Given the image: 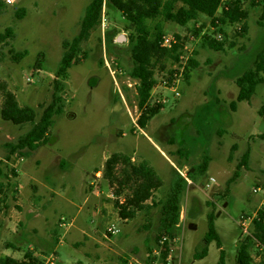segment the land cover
I'll list each match as a JSON object with an SVG mask.
<instances>
[{"label": "rangeland", "instance_id": "obj_1", "mask_svg": "<svg viewBox=\"0 0 264 264\" xmlns=\"http://www.w3.org/2000/svg\"><path fill=\"white\" fill-rule=\"evenodd\" d=\"M239 1L246 19L217 28L202 14L186 26L161 18L149 22L191 46L193 63L188 61L177 84L181 65L169 59L163 70L156 68L148 104L160 103L162 110L141 129L137 81L130 76L134 28L109 0L102 11L106 27L100 22L92 30L66 70L65 46L92 0H0V35L13 31L0 40V84L20 105L32 107L36 120L51 102L61 107L47 142L25 155L11 148L31 124L14 125L0 115V260L31 255L41 264H50L51 257L55 264H146L156 247L162 202L181 181L178 264H220L221 249L223 264H236L238 248L252 231L245 234L240 222L264 207V83L250 101L236 99V79L264 51V0ZM236 2L223 0L217 16ZM218 35L221 51L208 43ZM10 50L23 55L15 60ZM2 102L0 92V109ZM246 152L247 165L228 184ZM114 153L147 162L162 181L132 219H121L116 208L129 190L104 177ZM210 219L221 248L205 241ZM111 226L116 235H109ZM249 242L252 262L264 260V249ZM205 248V257L197 259Z\"/></svg>", "mask_w": 264, "mask_h": 264}, {"label": "trees", "instance_id": "obj_2", "mask_svg": "<svg viewBox=\"0 0 264 264\" xmlns=\"http://www.w3.org/2000/svg\"><path fill=\"white\" fill-rule=\"evenodd\" d=\"M110 3L122 14V16L133 26L134 32L129 36L131 46V57L133 67L130 72L132 79L137 81V106L141 109V115L138 119V126L144 129L148 122L162 110L160 103L150 106L148 101L155 86L153 78L154 72L158 66L161 70L165 67V62L169 59L176 61L177 50L175 46L172 51H167L161 47V40L164 31L161 24L156 23L150 26V21L158 18L164 21L174 22L180 26H186L188 23L196 22L199 15H205L212 20V25L216 28L226 23H236L246 19L247 12L242 8L240 1L230 4L223 8L220 16H217L221 9L223 0H109ZM105 0H92L86 7L85 15L81 21L78 34L65 46V52L62 57L63 70L70 68L76 63L81 52V44L86 41L92 30L100 24L102 18L103 5ZM3 5L0 2V6ZM23 15V14H22ZM21 17V15H20ZM264 20V6L260 16V23ZM245 27L241 28V32ZM223 34L222 29L219 30ZM13 37L11 28H7L4 34L0 35V40ZM180 40V36L176 35ZM209 46L216 51H221L223 47L222 40L208 39ZM15 60L21 58L23 53L10 50ZM190 64L193 62L190 60ZM264 51L257 55L254 67L246 71L236 79L239 86L237 101H250L256 92V87L264 83ZM2 95V106L0 109L1 118L4 121L14 125L31 124V127L22 134L17 143L11 148L12 154L18 152L25 155L24 151L31 152L38 148L42 143L47 142L48 130L52 125L55 114H60L61 107L55 102H51L42 112V115L36 120V111L30 106H22L16 99L14 93L6 88L5 84H0ZM59 98H57L58 100ZM235 109L234 101L230 104ZM249 160V154L246 152L233 176L228 180V184L239 176V167L246 166ZM206 161L203 162V165ZM104 177L110 185L120 188L126 187L129 194L122 202L116 201V208L121 219H132L135 215L145 208L155 190L162 186V181L154 168L147 162L135 163L131 157L121 153L112 154L105 162ZM185 183V180H182ZM183 183L176 181L173 183L171 191L160 208L159 232L157 242L162 236L173 238L176 234L177 225L180 218V199ZM228 190V188H227ZM251 235L240 245L237 251L236 264H264V260L253 263L249 252L250 240L255 241L264 249V207L261 208L252 220ZM216 241L218 248H221V241L210 219L208 231L205 234V241L211 243ZM205 248L197 259L205 257L207 254ZM224 250H220V264H223ZM27 260L17 261L12 258L0 260V264H41L38 259L27 255Z\"/></svg>", "mask_w": 264, "mask_h": 264}, {"label": "built area", "instance_id": "obj_3", "mask_svg": "<svg viewBox=\"0 0 264 264\" xmlns=\"http://www.w3.org/2000/svg\"><path fill=\"white\" fill-rule=\"evenodd\" d=\"M7 4H13L15 0H4ZM103 22V27H106L105 20L102 18L101 23ZM205 37H209V34H206ZM196 37L193 35L191 37V40H194ZM218 40H221V35H218ZM175 46H179L177 50V57L178 59L175 62V65H181L180 66V73L175 71L174 74V83L177 84L178 80L187 65L190 57L192 56L193 49L191 46H189L187 43L183 44L174 36L164 35L161 40V47L164 48L167 51H172ZM154 91V88H153ZM152 91V93H153ZM151 93V94H152ZM178 96V94H176ZM113 196V194H111ZM254 217H250L247 221L245 218H242V221L240 222V227L242 228L243 232L245 234H250V227L252 224V220ZM181 227V223H178L177 228ZM119 232L118 229H116L114 226H111L108 229L109 235H116ZM174 237L176 239V235L173 236V238H169L167 236H162L160 240L156 243V247L154 249H151L148 254V259L146 264H178L177 258L175 255V247H174ZM176 243V240H175ZM50 264H55V259L50 258Z\"/></svg>", "mask_w": 264, "mask_h": 264}, {"label": "water", "instance_id": "obj_4", "mask_svg": "<svg viewBox=\"0 0 264 264\" xmlns=\"http://www.w3.org/2000/svg\"><path fill=\"white\" fill-rule=\"evenodd\" d=\"M118 40H119L120 42H122V41L124 40V37H123V36H119ZM189 228H191V229H196V227H195L194 225H191Z\"/></svg>", "mask_w": 264, "mask_h": 264}]
</instances>
